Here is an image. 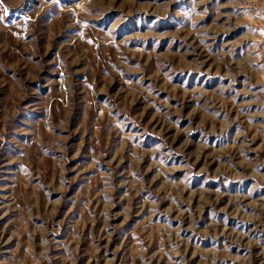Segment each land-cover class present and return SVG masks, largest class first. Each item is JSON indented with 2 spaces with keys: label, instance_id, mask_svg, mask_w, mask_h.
<instances>
[{
  "label": "rangeland",
  "instance_id": "rangeland-1",
  "mask_svg": "<svg viewBox=\"0 0 264 264\" xmlns=\"http://www.w3.org/2000/svg\"><path fill=\"white\" fill-rule=\"evenodd\" d=\"M0 264H264V0H0Z\"/></svg>",
  "mask_w": 264,
  "mask_h": 264
}]
</instances>
